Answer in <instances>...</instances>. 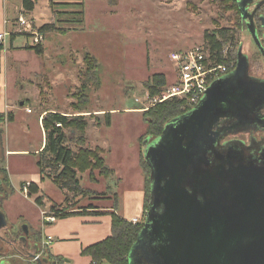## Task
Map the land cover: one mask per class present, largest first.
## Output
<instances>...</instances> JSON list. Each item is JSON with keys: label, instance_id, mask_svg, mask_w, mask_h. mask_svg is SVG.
Segmentation results:
<instances>
[{"label": "rangeland", "instance_id": "rangeland-1", "mask_svg": "<svg viewBox=\"0 0 264 264\" xmlns=\"http://www.w3.org/2000/svg\"><path fill=\"white\" fill-rule=\"evenodd\" d=\"M83 1L85 2V0ZM226 5L228 4L223 0H86L85 27L78 31L80 28L72 24L70 26L76 27L75 29L65 26L70 34L50 33L46 38L45 45L48 48L58 45L69 47L72 44L73 36H84L88 41L96 40L99 45H95L93 48L98 58L102 60L100 61L101 65H98V72L95 73L98 81L91 82L88 77L87 79L83 78L82 74L86 77L83 51L79 55L82 59L81 68L79 65L75 69L77 72L75 73L81 77L78 85H75V88L72 85L65 87L66 92L63 93V96L61 95L63 101L55 95L49 97L45 93L46 90H43V102L53 103V107L57 105L65 110L68 109L66 107H70L72 111L74 110L73 106H68L69 103L65 104V96L72 97L75 102L81 100L80 104L76 103L77 108L80 107L79 109L82 111H96L89 116L81 115L85 116L88 123L87 144L84 148L96 152L101 150L108 168L111 165L119 167L125 164V169H132L127 167L128 163L129 166L134 165L140 168L142 173L140 164L142 155L145 153V142L157 138L156 136L147 137L150 134L148 132L149 117L144 116L145 109L142 108L150 105L147 102V96L150 97V94L145 85L154 75L158 74L165 75L168 87L173 84V66L170 62V54L207 44L205 34L219 35V30H226L230 37L235 36V41L231 39V42L228 41V44H225L226 48H232L233 56L240 44L243 46L244 54L252 56L258 52L249 22L244 19L246 27L244 25L242 27L237 14L232 10H227ZM26 43L32 45L31 39L26 36H20L16 40L18 46ZM8 44L10 45V41ZM91 47L92 45H90ZM66 57L64 56L63 62ZM6 59L9 65L13 66L11 78H16V84L11 80L12 89L17 94L19 93V97L23 99L26 94L24 87L27 84L28 63L33 66L38 61L35 57H27V54L24 53L18 54L17 57L14 56L13 60L11 57ZM258 64L264 66L261 62ZM251 72L255 77H258V81L264 79V71L259 69V66L251 69ZM38 82L41 83L42 89L48 88L49 83L46 81H35V83ZM83 82H85L84 87ZM81 94L83 96L80 98ZM101 110L107 112H98ZM104 113H112L110 127L106 124L107 119ZM70 132L71 130H68V133ZM79 136L80 134L75 132L74 141L69 143V146L76 152L80 149L76 143ZM238 137L248 139L244 131H241ZM36 139L39 141L38 136ZM27 141L32 144L31 147H36L39 144L32 142L33 130ZM4 155L1 150L0 158H3ZM32 160H34L33 155ZM32 160L30 157L17 163L24 174L30 173V169L33 167ZM130 171L126 175L127 179L128 176L133 175ZM13 177L18 186L14 199L16 202L19 201L20 206L19 210L10 212L13 215V219L10 215L8 218L10 225L15 232L22 224H28L31 226V230L36 231L34 223L39 225L38 228L40 227L41 210L29 200L26 193L19 190L20 184L15 175ZM79 177V189L69 185V189H66L64 193L66 201L60 206L62 210L59 211L81 210V212H87L90 208L98 205L108 207L116 206L117 203L120 205V197L117 196L127 187H133L130 180L124 183L122 179H118L113 170L112 174H107V176L100 175V171L96 170L92 175L90 171H87L85 174H79ZM142 181H144V177ZM115 192L117 195H114ZM18 213L21 216L24 215L25 219L16 218Z\"/></svg>", "mask_w": 264, "mask_h": 264}, {"label": "crops", "instance_id": "crops-1", "mask_svg": "<svg viewBox=\"0 0 264 264\" xmlns=\"http://www.w3.org/2000/svg\"><path fill=\"white\" fill-rule=\"evenodd\" d=\"M52 1L56 4L54 7L51 6V0H30L32 8L27 9L24 6V0H0V34L5 32H8L9 34L4 43H2L4 50L1 52L0 114H12L14 116L13 122L9 123L5 121L0 124V151L3 150L5 154L3 158H0V168L7 172L11 189L14 190V193L10 194L9 197L4 200H2V197L5 193H0V217L3 221L1 228L7 229V236L8 233L15 232L8 219L9 215L12 216L13 219V215L10 212L13 213V211L19 210L18 208L20 206L19 201L16 202L14 199L18 190V186L14 182L13 175H15V178L20 184L19 190L23 193H25L24 186L28 183L34 184V189L38 190V193H33L31 196L27 195V197L41 210L40 227L38 228L39 225L37 226V224L34 223L36 226L34 228L36 231H34L31 230L30 225H26L28 233L32 232L31 238L40 239H36L37 242L40 241L41 243L38 244V251L41 249L44 257L51 255L55 259H62L61 264H94L92 257L83 255V250L98 244L113 235V220L111 216L113 212H116L129 222H132L134 219H138L139 222L144 220L146 178L142 166L141 173L140 168L135 167L134 165L129 166L128 163L127 167L132 169H125V164H122L123 166L119 167L111 165L109 168L115 171L118 179H122L124 183L129 182L130 180L133 186L132 188L127 187L126 190H123V192L117 196L120 197V205H118V203L116 206L109 207L98 205L87 210L88 213L86 214L57 218L53 223H47L44 221V215L50 212L52 213L53 208H55L56 211L62 210V207L60 206L64 204L66 198L64 194L65 190L58 187L49 176L50 169H46V174L43 175L38 165L41 159L40 154L46 144V134L42 124L43 118L50 112L61 113L68 116H89L96 111L80 110V107L77 108L75 106L78 101L75 102L72 97L68 98V96L65 95V104L69 103L68 106L72 105L74 110L71 111L70 107H66L68 109L65 110L63 107H58L57 105L53 107V103L43 102V90H46L45 93L48 94L49 97L55 95L56 97L61 98V95L63 96V93L66 92V86L72 85L73 88H75L74 86L78 85V82L81 80L80 75L76 74L77 72L75 69L79 65L81 68L82 59L79 55L82 54L83 51V65L86 68V71L84 72L86 77L82 74L83 78L87 79L88 77L91 82H96L97 80H94L92 78L93 75L91 76L87 70L89 68V63L94 65L97 63V65H95L97 67L98 65H101L100 61H102L98 58L97 53L93 48L95 45H99L97 44V41H88L84 36H73L72 44H70L69 47L58 45L48 48L45 45L46 38L50 33L66 35L70 34L69 32L61 34L58 31H52L44 34L45 42L42 45L44 53L42 55H38L35 51L27 49V47L32 46L28 43L21 46L16 45V40L20 36H26L30 39L27 34L20 32L21 28L18 24V18L20 15L26 16L38 30L47 24H56L60 29L66 28L65 26H69L73 29L79 27L80 29H78V31L85 27L86 0L85 2L83 0ZM59 4H65L66 6H61ZM83 7L85 8L83 9ZM59 12H85L84 24L82 26L73 25L76 26L74 28L73 26H70L71 24L66 23L65 17L58 15ZM77 32L75 33L81 34V32ZM12 37H14V40ZM9 41L10 45L8 44ZM90 45H92V49L90 48ZM88 48H90V50L86 52ZM23 53L27 54V57H35L38 62L33 66L31 63H28L26 77L27 84L24 87L26 94L22 99L19 97V93L17 94L15 90L12 89L11 80L12 83L14 82L16 84V78H11L10 74L13 66L9 65L6 58L11 57L13 60L14 56L17 57L18 54ZM64 56H67L65 62H63ZM39 79L49 83L48 88L42 89V87H40V82H38L39 84L35 83L37 80L40 81ZM83 84L84 87L85 82H83ZM51 100L53 99L51 98ZM60 100L63 101L62 98ZM28 110H31V113H29ZM37 112L39 113L37 114ZM98 112L102 113L107 111L101 110ZM32 130V142L39 143L36 147H31L32 144L27 141ZM36 136H38L40 142L36 139ZM32 155L34 156V160H32ZM30 157L33 162V167L30 169L29 174H24L23 170L20 169L17 163L25 161L26 158ZM13 158H15L14 161H12ZM1 164H3V166H1ZM129 171L131 175H133L128 176L127 179L126 175L129 174ZM143 177L144 181H142ZM11 189L7 187L5 188V191L11 193ZM116 193L117 192H115L114 195H117ZM38 198L41 199V205H38L36 202ZM70 212H81V210H72ZM96 212H99V214H96ZM16 218L22 220L25 219L24 215L21 216L19 213L16 215ZM12 251L13 250L8 243L5 244V247L0 249V253H3L0 257V264H28V261L19 258L18 254Z\"/></svg>", "mask_w": 264, "mask_h": 264}, {"label": "water", "instance_id": "water-1", "mask_svg": "<svg viewBox=\"0 0 264 264\" xmlns=\"http://www.w3.org/2000/svg\"><path fill=\"white\" fill-rule=\"evenodd\" d=\"M252 2L254 0H250V3ZM240 5L244 19L249 22L256 45L264 56V47L256 33L257 26L254 19L255 12L264 5V1L256 5L252 14L249 12L248 3ZM261 22L264 30V18ZM244 62L239 64L230 76L218 80L195 109L185 116L170 121L161 137L153 143H150V140L145 142L144 154L150 167L151 203L145 216L143 230L129 255L130 264H139L137 254L142 252L143 244H147L145 241H148L152 248L156 243L152 241L156 232L162 235L161 240L164 235L167 237L159 251L153 246L152 256L157 258L159 253L162 264H264V229H262L264 224L255 225L256 209L252 208L251 196L257 191L258 204L264 198V169L254 166L230 172L226 182L228 193L232 194L236 191L240 202L236 207L238 216H229L221 212L223 200H217L221 186L219 176H215L214 165L197 168L189 162V151L196 133L203 130L207 121L213 115L227 116L229 112H221V108L226 105H233L238 109L236 102H239L240 97L246 95L247 99L249 95L253 96V92L257 94L253 79L248 75L249 66L246 61ZM256 82L259 85L260 96L256 95L254 99L262 97L264 101L261 90L264 85L261 81ZM259 108H264V103ZM178 124V134H176L175 126ZM172 130L175 135L171 140ZM213 141L215 139L211 140L212 143ZM252 172L257 173L258 177L251 175ZM260 172L263 176H260ZM207 177H209V188L207 190L206 187V196L201 195L204 200L202 203L195 191L198 188L202 189L198 186L199 180ZM252 178H254L253 183ZM176 179L181 180L182 184L178 189L180 202H172L168 199L171 185L178 182ZM234 180L236 181L233 188ZM250 184H253L251 188ZM158 202L164 207V212L160 214H157ZM147 263L159 264L157 260H150Z\"/></svg>", "mask_w": 264, "mask_h": 264}, {"label": "trees", "instance_id": "trees-1", "mask_svg": "<svg viewBox=\"0 0 264 264\" xmlns=\"http://www.w3.org/2000/svg\"><path fill=\"white\" fill-rule=\"evenodd\" d=\"M228 5L225 7L227 10L239 11L238 4L236 0H223ZM56 4L51 0V6ZM61 5V4H59ZM24 6L27 9L32 8V3L30 0H24ZM61 6H66L65 4ZM59 16L66 17V23L82 26L84 24V12L78 13H63L59 12ZM70 17V18H69ZM61 22V21H59ZM43 34H47L52 31H58L61 34L68 32L66 28H58L56 24H47L42 26L39 29ZM219 35L215 33L212 35L205 34V40L207 44L211 47V54L213 57H216L219 60L221 59V52L225 47V44L233 37L226 32V30H219ZM14 40V37H12ZM29 50L35 51L38 55L44 53L43 46H29ZM4 50L3 44H0V69H1V52ZM231 59L236 61V55L233 57L232 52ZM231 59L227 60L228 62ZM97 65V63L95 64ZM89 63V68L87 72L91 74L94 80L98 81L97 74L98 66ZM235 65L230 69V73H233L236 70ZM91 78V79H92ZM96 81V82H97ZM168 86L167 79L165 75L158 74L146 82L145 87L150 93V97L154 98L160 95L164 89ZM83 95H80V98ZM79 98V99H80ZM79 104L81 100L78 101ZM144 109V108H142ZM190 110L186 108L185 103L181 99H173L156 105L149 110L144 111V116L149 117V131L147 137L156 136L159 137L163 134L165 126L172 120L182 117ZM111 114L106 113V124L108 127L111 126ZM148 119V118H147ZM13 122L14 116L12 114H0V124L3 122ZM43 128L46 134V144L43 151L40 154L39 168L43 175L46 174V169H50L49 176L52 180L63 190L69 189V185H73L75 189L80 187V177L79 174H85L87 171L91 172V175L94 171L99 170L100 175L107 176V174H112V170L106 166L105 159L102 157V151H91L88 148H84L87 144L86 132L88 128V123L85 119V116H68L61 113L50 112L47 113L42 121ZM68 130H71L68 133ZM75 132H78L80 136L77 139V144L80 146V149L76 152L70 146L69 143L74 141ZM146 137V138H147ZM141 166L145 174V216L149 210V201H150V190H151V181H150V167L145 159V154L142 155ZM114 173V172H113ZM34 184L29 185L28 195L31 196L33 193H38L37 189H34ZM9 187L11 189V184L8 179L7 172L4 169L0 168V193L4 194L2 200L9 197L10 194L14 193V190L11 189V193H7L5 188ZM4 192V193H3ZM38 205H41V199L36 200ZM52 213L57 218H66L73 215L86 214L88 212H64L56 211L55 208L52 209ZM96 214H99V212ZM112 223H113V235L91 247H88L83 250V255L92 257L94 264H130L129 255L132 248L137 243L140 233L144 227V220L138 224L127 221L121 217L116 212L111 214ZM145 219V218H144ZM41 235V234H40ZM47 261L56 263V260L53 256L47 255L45 257ZM62 262V259H58Z\"/></svg>", "mask_w": 264, "mask_h": 264}, {"label": "flooded vegetation", "instance_id": "flooded-vegetation-1", "mask_svg": "<svg viewBox=\"0 0 264 264\" xmlns=\"http://www.w3.org/2000/svg\"><path fill=\"white\" fill-rule=\"evenodd\" d=\"M236 1L238 4L239 11H233V12L237 14V17L240 20L242 27L243 25L244 27H246L245 22L243 21L244 17L240 8L241 6L240 4L246 5V3H248L249 12L250 14H252L255 11L256 5L264 0H254V2L252 3H250V0H236ZM262 18H264V5L261 8H259L254 15L255 23L257 26L256 33L258 35L259 40L261 41L262 47H264V30L262 28V22H261ZM256 49L258 52L250 56V54L243 53V46L242 44H240L236 52V58H237L236 67L239 64L245 63L244 61H246V64L249 66L248 75L253 79V85H255L257 94L253 92L252 94L253 96L250 97L249 95L247 99H246L247 97L246 95L240 97L239 102H236L238 109L234 108L233 105H226L223 108H221V112H229L228 115L227 116L220 115L217 117L213 115L207 121L203 130L196 133L194 142L191 145V149L189 151L190 154L189 162H191V164L195 165L197 168L199 167L205 168V165L207 166L212 164L214 165L215 176H219V185L221 186V189L218 190L219 197L217 200L218 201L223 200L224 203L222 202L223 209L221 210V212L222 214L229 216L231 215L238 216L236 207H238L237 205L240 202L239 196L236 191H234L232 194L228 193L229 188L226 186V182L227 179L230 177V172L240 171V169H244L246 167L253 168L254 166L260 169H264V108L262 109L259 108L264 103V101H262V97L260 99H254L256 95L260 96V94L258 95L259 85L256 82L258 81L257 80L258 77H255L254 74L251 72V69L256 68L257 66H259V69L264 71V66L258 64L261 62L264 65V56L257 45H256ZM231 74L232 73H229L224 77H228ZM260 81L261 84L264 85V79H261ZM261 90L263 91L262 94L264 95V88L262 87ZM188 113H186L185 115H187ZM175 127H176L175 130L176 134H178L177 129L179 127V124L176 125ZM241 131L246 132L248 139L245 138L242 139L241 137H238ZM174 135H175L174 130H172L170 134V136H172L171 140L173 139ZM159 137L151 140L150 143H153ZM213 139H215V141H213L214 144L211 142V140ZM170 143L168 144V146L170 145ZM157 158H158V153H157ZM253 174L255 175V178L258 177L257 173L252 172L251 175ZM260 174H261L260 176H263L262 172H260ZM236 180L233 181V188ZM176 181L178 182H175L174 184L171 185L172 189L168 198L172 202L181 201V199L179 198L180 194L178 193V189L182 186V184L180 183L181 180L176 179ZM251 181L253 183L254 178H252ZM207 184L208 186H206ZM252 185L253 184H250V188L252 187ZM198 186L202 187V189L198 188L196 189L195 192L197 193V197L199 198V200L202 203H204L202 196H206V191L209 188V177L200 179ZM253 191L255 190L253 189ZM251 196H252V204H253L252 208L254 210L256 209L254 222L256 226H260L261 224H264V198H262L258 204L257 191L255 193L253 192ZM150 203H151V190H150L149 207H150ZM157 205H158L157 214L164 212L163 205L160 204L159 202ZM2 224L3 223L1 221L0 228L2 227L1 226ZM262 229H264V225ZM160 236L162 235L156 232L152 238V241H156V243L153 246L157 247L158 251L160 249V246L165 243L166 240L165 238H167L164 235L163 236L164 241H163L161 240ZM36 239L31 238V234L28 233V230L26 229V225L24 224H22V226L19 228L17 232L8 233V236H7L6 228L0 229V249L2 247H5V244L8 243V245L13 250L12 252L17 253L19 258L28 261V264H61L62 263L58 259L56 260V263L47 261L43 256L42 250L40 249L38 251V244L41 243L40 241L37 242V240L40 239L37 240ZM145 242L147 244L145 245L143 244L142 246L143 253L140 251L139 254H137V260L139 261V264H149L147 262H149L150 260H157V263L162 264L159 253H157V258L153 257L152 256L154 254L153 246L151 248L148 241ZM2 254L3 253H0V257Z\"/></svg>", "mask_w": 264, "mask_h": 264}, {"label": "built area", "instance_id": "built-area-1", "mask_svg": "<svg viewBox=\"0 0 264 264\" xmlns=\"http://www.w3.org/2000/svg\"><path fill=\"white\" fill-rule=\"evenodd\" d=\"M18 24L21 28L20 32H24L30 37L32 46H40L45 42V35L36 29L26 16L20 15ZM8 35V32L0 34V44L4 43ZM229 51L232 52L233 56L232 48L224 47L221 52L222 60L212 56L211 47L208 44L198 45L184 51L172 52L170 62L173 66L174 82L171 86H167L160 95L154 98L148 95L147 102L150 105L144 109L149 110L156 105L176 98L183 100L188 110L195 109L205 98L208 90L218 80L229 74L230 69L235 65L236 61L230 58ZM229 59H231L230 62L227 61ZM137 102H140V100H137ZM28 112L31 113V110H28ZM29 185L30 183L24 186L26 195H28ZM56 220L57 217L51 212L44 215V221L47 223H53ZM132 223L138 224L140 222L138 219H134Z\"/></svg>", "mask_w": 264, "mask_h": 264}]
</instances>
